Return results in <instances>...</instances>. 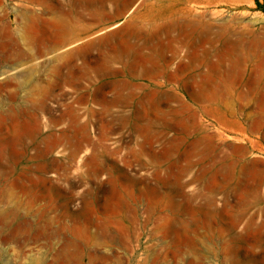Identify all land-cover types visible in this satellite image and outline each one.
Here are the masks:
<instances>
[{"label": "rangeland", "instance_id": "1", "mask_svg": "<svg viewBox=\"0 0 264 264\" xmlns=\"http://www.w3.org/2000/svg\"><path fill=\"white\" fill-rule=\"evenodd\" d=\"M0 264H264V0H0Z\"/></svg>", "mask_w": 264, "mask_h": 264}, {"label": "bare ground", "instance_id": "2", "mask_svg": "<svg viewBox=\"0 0 264 264\" xmlns=\"http://www.w3.org/2000/svg\"><path fill=\"white\" fill-rule=\"evenodd\" d=\"M2 75H0V77H1Z\"/></svg>", "mask_w": 264, "mask_h": 264}]
</instances>
